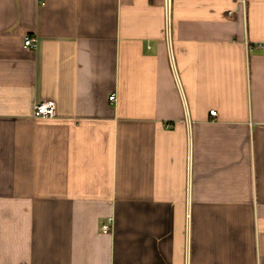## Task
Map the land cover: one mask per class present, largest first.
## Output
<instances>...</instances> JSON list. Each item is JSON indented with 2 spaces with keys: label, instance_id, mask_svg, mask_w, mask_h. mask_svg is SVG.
Returning <instances> with one entry per match:
<instances>
[{
  "label": "crops",
  "instance_id": "crops-1",
  "mask_svg": "<svg viewBox=\"0 0 264 264\" xmlns=\"http://www.w3.org/2000/svg\"><path fill=\"white\" fill-rule=\"evenodd\" d=\"M0 264H264V0H0Z\"/></svg>",
  "mask_w": 264,
  "mask_h": 264
},
{
  "label": "built area",
  "instance_id": "built-area-1",
  "mask_svg": "<svg viewBox=\"0 0 264 264\" xmlns=\"http://www.w3.org/2000/svg\"><path fill=\"white\" fill-rule=\"evenodd\" d=\"M25 44L30 47H35L36 46V39L27 36L25 38ZM258 46H261L260 43H258ZM249 48L251 49V46L249 44ZM110 99H115V95L112 94L110 96ZM210 113L212 115H216L217 111L215 109L210 110ZM34 114L35 116L38 117H53L56 115V103L54 100H43L40 102H36L34 104ZM112 224H113V217H108L105 222L102 223V230L104 232H110L112 229Z\"/></svg>",
  "mask_w": 264,
  "mask_h": 264
}]
</instances>
